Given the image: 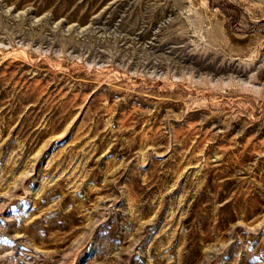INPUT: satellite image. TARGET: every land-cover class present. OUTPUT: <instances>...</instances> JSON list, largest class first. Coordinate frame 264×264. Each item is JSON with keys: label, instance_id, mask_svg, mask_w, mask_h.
Returning a JSON list of instances; mask_svg holds the SVG:
<instances>
[{"label": "rangeland", "instance_id": "obj_1", "mask_svg": "<svg viewBox=\"0 0 264 264\" xmlns=\"http://www.w3.org/2000/svg\"><path fill=\"white\" fill-rule=\"evenodd\" d=\"M0 264H264V0H0Z\"/></svg>", "mask_w": 264, "mask_h": 264}]
</instances>
